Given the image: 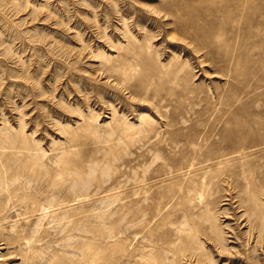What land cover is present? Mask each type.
<instances>
[{
	"label": "rangeland",
	"instance_id": "374dc122",
	"mask_svg": "<svg viewBox=\"0 0 264 264\" xmlns=\"http://www.w3.org/2000/svg\"><path fill=\"white\" fill-rule=\"evenodd\" d=\"M245 113L264 0H0V264H264V177L175 169Z\"/></svg>",
	"mask_w": 264,
	"mask_h": 264
},
{
	"label": "bare ground",
	"instance_id": "6f19581e",
	"mask_svg": "<svg viewBox=\"0 0 264 264\" xmlns=\"http://www.w3.org/2000/svg\"><path fill=\"white\" fill-rule=\"evenodd\" d=\"M242 106L243 104L241 107ZM242 116L234 114L229 115L227 121L223 123H211V121L209 125L207 124V126H205V128L201 127L200 123L194 126V123L197 122V120H192V124L188 125V128L190 129L189 132H192L190 133L192 135L187 137L185 139L186 142L180 146V151L188 154L187 160H182L179 165L175 164L176 168H174L176 170L187 169V171H189L188 175L191 176L190 180L193 182L192 178L197 176L195 175V165H197V163L205 164L207 167L214 161L222 163L225 160H231V165H227L216 170L219 176H226L227 182L230 185L236 184L237 174L242 176L248 183L252 182L251 179L255 176L264 177V169H262L264 168V117H255V115L247 114L244 118ZM209 121L210 120H208V122ZM215 128H218L219 130L218 137H216L213 133ZM203 130L207 132L203 134ZM204 144L210 147L205 152L200 147ZM197 145H199V147H197ZM249 156L250 158H248ZM257 165L260 166V168H257ZM195 182H197V180ZM257 223H259V221H257ZM206 236L208 235L206 234ZM0 260H4V258H0Z\"/></svg>",
	"mask_w": 264,
	"mask_h": 264
}]
</instances>
